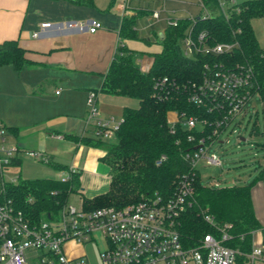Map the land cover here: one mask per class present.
Masks as SVG:
<instances>
[{
  "label": "trees",
  "instance_id": "trees-1",
  "mask_svg": "<svg viewBox=\"0 0 264 264\" xmlns=\"http://www.w3.org/2000/svg\"><path fill=\"white\" fill-rule=\"evenodd\" d=\"M204 1L210 16L200 19L186 17L179 19L175 26L168 24L159 38L162 49L151 53L153 59L147 71L141 70L135 62L134 50L125 44L118 46L100 89L136 98L139 105L125 106L123 121L115 133L114 142L97 137L70 136L78 143L103 149L100 161L108 167L110 174L107 191L92 198L82 194L86 209L102 206L120 208L140 200L144 195L168 196L172 193L177 176L188 171V163L182 153L192 148L193 144L187 140L192 130L179 123L176 130L171 131L169 112L186 110L190 114L198 110L187 100V85L201 78L206 63L250 65L253 69L251 94L260 96L264 110V46L260 45L252 25L253 18L264 17V0H241L227 11L221 7V0ZM137 15L123 18L120 38L151 42V38L138 36L135 28ZM191 27L195 32H206L212 41L238 40L239 46L226 55L197 53L187 57L183 53L181 40ZM25 54L26 50L18 40L0 43V65L11 64L20 71L28 64ZM162 80L164 84L161 89L156 83ZM64 168L67 169V166L60 167ZM79 176L77 170L67 180L19 179L16 183H7L6 193L29 222L37 224L49 212L61 207L72 193H82ZM253 181L215 187L204 185L197 176L194 201L180 216L178 223L184 245L196 246L206 234H219L216 224H230L227 230L230 236L224 243L239 251V263L246 262L247 254L253 248V233L262 228L251 197Z\"/></svg>",
  "mask_w": 264,
  "mask_h": 264
},
{
  "label": "built area",
  "instance_id": "built-area-1",
  "mask_svg": "<svg viewBox=\"0 0 264 264\" xmlns=\"http://www.w3.org/2000/svg\"><path fill=\"white\" fill-rule=\"evenodd\" d=\"M202 12L189 17H209L210 10L204 0H198ZM230 0H221V7L227 11L238 2L225 6ZM128 11L131 0H122ZM152 20L160 19L161 10L151 12ZM179 19L168 18L169 25H177ZM103 26L97 19L43 22L33 37H40L47 29L59 32L89 31L96 32ZM239 46L238 40L212 41L204 31L195 32L189 28L181 40L185 56L197 53L210 56L226 55ZM253 69L248 64L237 63L228 66L221 62L206 63L201 78L187 85V100L198 110L188 113L186 110H172L175 115L170 119L172 129L176 125L192 130L187 140L192 148L182 153L188 163V171L182 172L175 180V188L168 196L156 194L144 195L140 200L123 207L102 206L86 209L80 197V205L69 199L56 211H51L37 224H32L22 210L15 207L6 193L8 182L16 183L18 178L6 180L4 170L17 156L20 148L5 146V129L0 123V264H92L85 255L70 256L65 244L69 241L85 243L102 236L106 246L99 251L101 264H264V243L253 245L248 260L237 261L239 251L224 243L229 238L230 224L219 226V234H206L198 245H184L179 232V218L194 201V183L197 176L207 186H223L217 182H203L201 165H221L222 159L211 147L216 142L221 145L229 142L222 134L236 117L245 111L250 99ZM164 80L156 85L162 86ZM58 92V91H57ZM96 92L90 91L87 97L88 121L95 122V136L110 138L115 135L123 119L97 118ZM169 112V113H170ZM32 158L50 162L49 154L44 150H28ZM75 167L64 170L60 179L67 180L76 172ZM236 184V183H234ZM233 185V184H230ZM73 194V193H72ZM71 196V195H70ZM34 251H40L31 255ZM30 254V255H28Z\"/></svg>",
  "mask_w": 264,
  "mask_h": 264
},
{
  "label": "crops",
  "instance_id": "crops-1",
  "mask_svg": "<svg viewBox=\"0 0 264 264\" xmlns=\"http://www.w3.org/2000/svg\"><path fill=\"white\" fill-rule=\"evenodd\" d=\"M141 1L131 0L126 11L122 0H0V43L18 40L28 60L20 71L11 64L0 65V123L11 128L5 127V140L10 132L20 150H44L55 168L75 167L80 173V197L92 198L107 191L110 174L100 161L103 149L78 143L70 136L96 137L95 122L88 121L90 91L97 94V118H122L128 106L126 96L100 88L118 46L125 44L119 35L123 18L140 12L138 20L143 14L137 5ZM89 19H97L103 26L94 33L51 28L33 37L43 22ZM135 28L138 32L137 24ZM153 34L142 38L154 39L157 34ZM152 59V55L151 61L139 58L137 64L144 63L141 70L147 71ZM10 165H22L18 154ZM252 180L253 207L262 225L253 233V245H259L264 243V166Z\"/></svg>",
  "mask_w": 264,
  "mask_h": 264
},
{
  "label": "rangeland",
  "instance_id": "rangeland-1",
  "mask_svg": "<svg viewBox=\"0 0 264 264\" xmlns=\"http://www.w3.org/2000/svg\"><path fill=\"white\" fill-rule=\"evenodd\" d=\"M239 1L241 0H230L225 6H230ZM137 5H139L138 8L143 9V14L136 22L138 36L140 38L153 37V33H156L157 37L151 42H146L142 39H125V44L135 51L134 60L136 63L139 58L151 61L149 53L159 52L162 49L159 36L167 27L168 18L181 19L189 17L190 14L196 16L202 12V7L198 0H142ZM153 10H161V16L159 20L151 23L152 16L149 15V12ZM252 25L260 45L264 46V17L253 18ZM138 63L140 68H145L144 63L140 61ZM123 99L126 105L130 107L139 105V101L136 98L123 97ZM169 118H175L173 112L169 113ZM227 138H229V142H225L222 145L216 142L211 147V150L217 152L222 159L221 165L200 164L203 182H211L213 184L217 182L219 185L245 184L258 176L259 170L264 166V110L263 102L259 95H254L250 99L245 111L236 117L234 125H231L223 132L222 139ZM104 140L114 142L116 141V136L104 138ZM15 143V137L8 132L4 143L5 146H15ZM0 144H3L1 138ZM18 155L22 159V165H9L4 170V178L8 181L18 178V176H20V179H60L64 176V171L60 168H55L51 163L30 157L27 149L20 150ZM69 202L79 206L80 194H71ZM64 246L70 256L85 255L92 264H101L99 251L105 248L106 243L102 236H99L97 240L91 242L77 243L69 241ZM37 253H40V251H34L30 254L36 255ZM32 259V257L29 258V264H33Z\"/></svg>",
  "mask_w": 264,
  "mask_h": 264
},
{
  "label": "water",
  "instance_id": "water-1",
  "mask_svg": "<svg viewBox=\"0 0 264 264\" xmlns=\"http://www.w3.org/2000/svg\"><path fill=\"white\" fill-rule=\"evenodd\" d=\"M197 18L200 19V16H198Z\"/></svg>",
  "mask_w": 264,
  "mask_h": 264
}]
</instances>
